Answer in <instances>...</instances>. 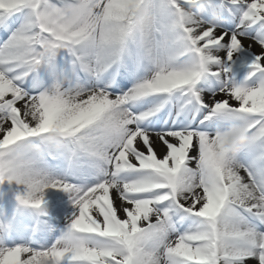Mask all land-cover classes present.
<instances>
[{"label":"snow or ice","instance_id":"obj_1","mask_svg":"<svg viewBox=\"0 0 264 264\" xmlns=\"http://www.w3.org/2000/svg\"><path fill=\"white\" fill-rule=\"evenodd\" d=\"M0 40V182L75 209L0 264H264V0H0Z\"/></svg>","mask_w":264,"mask_h":264},{"label":"bare ground","instance_id":"obj_2","mask_svg":"<svg viewBox=\"0 0 264 264\" xmlns=\"http://www.w3.org/2000/svg\"><path fill=\"white\" fill-rule=\"evenodd\" d=\"M24 14L22 12L12 15L11 21L19 23L24 19ZM244 45L238 52L233 54L230 61L227 59V48H222L218 51L224 67L229 69L227 78H230L235 83H240L237 75L244 74L245 77L249 76L252 71L250 65L260 53L259 47L255 49L247 47V40L244 41ZM254 81L255 77L250 82ZM46 192L50 193V199L62 198L63 201L54 205L50 210L44 211L43 215H37V213L35 214L32 211H29V213L23 211L22 215L15 218H10L8 214L0 215V245L6 247H14L19 244L41 245L45 243L46 237L56 238L59 236L60 230L67 225V218L74 213L75 209L68 194L56 189H48ZM2 200L3 197L0 195V210L2 208ZM26 220H29V224L26 223ZM49 227L53 231H48Z\"/></svg>","mask_w":264,"mask_h":264},{"label":"rangeland","instance_id":"obj_3","mask_svg":"<svg viewBox=\"0 0 264 264\" xmlns=\"http://www.w3.org/2000/svg\"><path fill=\"white\" fill-rule=\"evenodd\" d=\"M26 16V13L24 14ZM17 27L19 26V23H16ZM15 30V29H14ZM10 35V32H9ZM7 36L4 37V40H6ZM4 40H0V43H3ZM239 74V73H238ZM245 75H237V79L239 82H243L245 80ZM24 191L23 186L17 185L15 182H9L7 180H4L3 182H0V195L3 197V202H1V210L0 215L2 214H8L10 218H15L16 216H20L23 214V211H26V213H29V211L33 213H37V215H40L41 213L46 212V210H50L54 205H56L59 202H62L63 199H50L49 195L50 193L45 192L44 199L45 204L43 205L41 210H35L30 207L21 205L20 202L17 199V195L21 194ZM26 223L29 224V220H26ZM58 228V227H57ZM32 229V227H30Z\"/></svg>","mask_w":264,"mask_h":264},{"label":"clouds","instance_id":"obj_4","mask_svg":"<svg viewBox=\"0 0 264 264\" xmlns=\"http://www.w3.org/2000/svg\"><path fill=\"white\" fill-rule=\"evenodd\" d=\"M137 19H142L138 16ZM226 139L228 140V149L234 151L237 145H242L245 143V136L238 130L232 129L229 131Z\"/></svg>","mask_w":264,"mask_h":264}]
</instances>
